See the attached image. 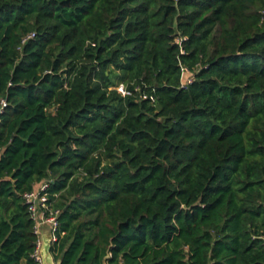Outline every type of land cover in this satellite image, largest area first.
Segmentation results:
<instances>
[{
	"label": "trees",
	"instance_id": "1",
	"mask_svg": "<svg viewBox=\"0 0 264 264\" xmlns=\"http://www.w3.org/2000/svg\"><path fill=\"white\" fill-rule=\"evenodd\" d=\"M42 182L58 264H264V0H0V264Z\"/></svg>",
	"mask_w": 264,
	"mask_h": 264
},
{
	"label": "built area",
	"instance_id": "2",
	"mask_svg": "<svg viewBox=\"0 0 264 264\" xmlns=\"http://www.w3.org/2000/svg\"><path fill=\"white\" fill-rule=\"evenodd\" d=\"M33 36L34 33H31L24 40ZM183 71L186 72L188 70L186 67H183ZM191 80V77H186L182 81V85L190 83ZM116 89L121 95L127 93L124 85L121 83L117 85ZM1 104L4 106L5 102L2 101ZM46 188L47 184L42 182L37 188L23 194L24 201L27 204L28 210L34 221L33 231L37 236L36 245L32 253V257L37 264H44L41 254L43 242L40 237L42 227H48L50 243L56 241V231L58 227L57 218L60 214L58 209H54L50 205Z\"/></svg>",
	"mask_w": 264,
	"mask_h": 264
},
{
	"label": "water",
	"instance_id": "3",
	"mask_svg": "<svg viewBox=\"0 0 264 264\" xmlns=\"http://www.w3.org/2000/svg\"><path fill=\"white\" fill-rule=\"evenodd\" d=\"M41 254L43 258V263L44 264H58L57 262L55 263L53 258L50 255V241L48 240L41 249ZM104 264H106L104 262Z\"/></svg>",
	"mask_w": 264,
	"mask_h": 264
},
{
	"label": "crops",
	"instance_id": "4",
	"mask_svg": "<svg viewBox=\"0 0 264 264\" xmlns=\"http://www.w3.org/2000/svg\"><path fill=\"white\" fill-rule=\"evenodd\" d=\"M39 186V184H37L36 186H35V188H37ZM40 237H41V240H42V242H43V245L49 240V230H48V227H42V230H41V234H40ZM50 241V240H49ZM42 245V246H43ZM50 245H51V243H50ZM50 255H51V257L53 258V256H52V254H51V252H50ZM53 260H54V258H53ZM54 262L56 263V261L54 260Z\"/></svg>",
	"mask_w": 264,
	"mask_h": 264
}]
</instances>
